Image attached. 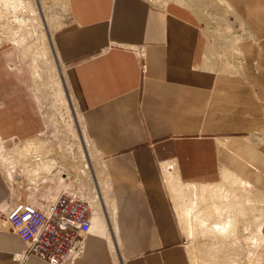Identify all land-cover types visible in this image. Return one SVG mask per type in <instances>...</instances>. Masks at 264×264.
<instances>
[{"label": "crops", "instance_id": "crops-1", "mask_svg": "<svg viewBox=\"0 0 264 264\" xmlns=\"http://www.w3.org/2000/svg\"><path fill=\"white\" fill-rule=\"evenodd\" d=\"M228 1L246 32L239 57L220 59L206 57L208 37L180 1L66 0L70 19L53 42L109 179L117 264H192L178 220L187 231L200 220L188 198L176 216L177 192L208 195L220 213L236 198L216 183L231 176L264 199V0ZM135 46L145 49L144 73ZM15 64L0 59L3 143L35 139L46 125L29 73ZM9 187L0 170V206ZM92 232L74 264H116L108 237ZM24 252L14 232L0 230V264H44Z\"/></svg>", "mask_w": 264, "mask_h": 264}, {"label": "rangeland", "instance_id": "rangeland-1", "mask_svg": "<svg viewBox=\"0 0 264 264\" xmlns=\"http://www.w3.org/2000/svg\"><path fill=\"white\" fill-rule=\"evenodd\" d=\"M170 1H180L196 14L208 37L207 47L210 45L206 57L213 56L220 59L239 57L237 45L244 36L246 28L239 13L228 0ZM39 2L0 0V59L12 55L16 60L15 65H20L29 73L30 91L34 96L37 110L42 118L44 115L46 122L43 132L33 137L35 138L33 140L28 139L30 142L17 139H10L7 143L0 142L2 144L0 145V159L2 158L0 170L11 188L5 201L9 202L10 198H41L44 194L43 189L51 190V185L57 183L58 176H62L68 188L78 190L84 196L90 191L95 196L98 193L104 200L103 197L108 195L109 185L101 169L102 158L96 151L91 150V142L82 131V120L77 116L81 113L79 109L78 112L74 110L69 100L71 91L68 87L65 88L60 77V74L65 72V66L59 62V59L55 61L56 59L53 58L47 38L49 33L55 38V34L70 19L69 7L65 6L63 0H39ZM217 42H220L223 47V51L218 54L215 51ZM142 69L144 73V60ZM0 105H2L1 102ZM16 148L25 151L23 157L18 158L15 155ZM88 149L91 151L89 152ZM88 161L89 170L85 166ZM47 162L53 164L48 165ZM44 163H47L45 168ZM38 168L45 172L42 175L46 174L44 179L46 182H40L44 177L42 175L29 176ZM64 173L69 177H66ZM92 174L95 178L91 177ZM94 180H96V189ZM29 182H34L33 186L36 190L28 185ZM216 185L225 191V195L222 194L223 198H236L226 207L222 204L221 207L216 208L222 210L220 213L210 208L211 202L207 201L208 195L200 198L194 190L186 196L178 194L179 192L173 197L171 195L176 216H178L177 205L188 202L187 198L195 202L193 209L200 220L197 222L200 224L194 225L190 231L191 235L187 233L188 227L185 223L178 220L186 236L185 241L192 264L193 255L197 256L199 264H264V241L261 235L264 221V199L231 176L224 177ZM229 185L233 186L232 189L228 188ZM193 186L183 185L184 188L191 189L198 187ZM33 191L35 193L30 198L29 193L32 194ZM105 198L108 200L107 197ZM222 201L226 203L225 199ZM4 203L1 206L5 205ZM106 204L105 208L108 212L112 205L110 202ZM1 206L0 230L12 231L5 221L6 208H1ZM102 220L105 224V220ZM207 225L209 229L212 228L210 231L222 232L193 234L194 231L200 230L199 227L202 229ZM116 256L114 258L117 264L119 261Z\"/></svg>", "mask_w": 264, "mask_h": 264}, {"label": "built area", "instance_id": "built-area-1", "mask_svg": "<svg viewBox=\"0 0 264 264\" xmlns=\"http://www.w3.org/2000/svg\"><path fill=\"white\" fill-rule=\"evenodd\" d=\"M144 1L160 5L167 2ZM133 48L142 65L143 46ZM4 204L5 221L24 244V257L36 258L44 264H74L83 256L86 238L92 233L94 213L82 192L62 188L53 199L10 198Z\"/></svg>", "mask_w": 264, "mask_h": 264}, {"label": "bare ground", "instance_id": "bare-ground-1", "mask_svg": "<svg viewBox=\"0 0 264 264\" xmlns=\"http://www.w3.org/2000/svg\"><path fill=\"white\" fill-rule=\"evenodd\" d=\"M34 1V0H33ZM35 1H38L39 2V0H35ZM64 2H65V6L67 7V2H66V0H63ZM41 2V1H40ZM39 2V3H40ZM224 3H226V2H224ZM47 29V28H46ZM47 31V30H46ZM47 38H48V43H49V45H50V48H51V50H52V53L51 54H53V58H55L56 60L55 61H58V55H57V50L55 49V46H54V42H53V35L51 34V33H49L48 34V36H47ZM50 49H49V46H48V51H49ZM52 57V56H51ZM52 58V59H53ZM54 60V59H53ZM54 61V62H55ZM61 76V79H62V81H63V83H64V85H65V88H69V85H68V82H67V78H66V75H65V72H62L61 74H60ZM69 100L71 101V103H72V105H73V107H74V110L76 111V112H78V108H77V105H76V101H75V99H74V97L72 96V94H71V92H70V94H69ZM77 116H78V118L79 117H81V120H82V116L81 115H79V114H77ZM81 130V129H80ZM82 131L84 132V126H83V121H82ZM84 135H85V132H84ZM85 137H86V135H85ZM87 139H88V137H86ZM33 140V139H32ZM30 142V141H29ZM29 145V144H28ZM90 146V145H89ZM23 148V147H22ZM10 150V149H9ZM91 150L92 151H96V149H94V147H93V145L91 144ZM91 150H89L88 149V151L90 152ZM14 151V150H13ZM15 155L18 157V158H21V157H23V154L25 153V151L23 150V149H21V148H16L15 149ZM2 159V158H1ZM0 159V160H1ZM48 163V165H51V164H53L52 162H47ZM47 163H44L43 164V167L45 168L46 167V164ZM0 164L2 165V162H0ZM86 166V168L89 170L90 169V165H89V161H88V163L85 165ZM85 166H84V168H85ZM101 169H102V172H104L105 173V168H104V164H103V162L101 163ZM43 172L44 171H41V169L40 168H38V170H34V171H32L30 174H29V176L30 177H35V176H37V175H42L43 174ZM45 173V172H44ZM93 173V172H92ZM47 175H48V173H47ZM105 175H106V173H105ZM42 176H44L41 180H40V182H46L44 179H45V176H46V174H44V175H42ZM92 178H95L94 176H93V174H92V176H91ZM108 177H107V175H106V181H107V184L109 185L110 183L108 182V180L109 179H107ZM56 181H57V183H54V185H51L52 186V188H51V190H49V191H45L44 189H43V197L45 198V199H53L54 197H55V195L57 194V192L60 190V189H62V188H68L67 187V185H66V182H65V180L62 178V176H58L57 177V179H56ZM96 180H94V185H95V189H96V182H95ZM39 182V181H38ZM32 183V184H31ZM33 184H34V182H29L28 183V185H30V186H33ZM34 188L33 189H35L36 187L35 186H33ZM36 190V189H35ZM35 192L33 191L32 192V194L31 193H29V197L30 198H32V196H33V194H34ZM97 193V192H96ZM100 194H98L97 193V196H95L94 195V193L93 192H91L90 191V193L89 192H87V194H85V196H86V198L91 202V204H92V206L94 207L93 209H95L94 211H93V213H94V215H93V225H92V231H100V232H102L103 234H105L107 237H108V239H109V242H110V245H111V249H112V251H113V254H114V257L116 256V248H115V241H114V239H115V236H116V234H115V218H116V215H115V207H114V202H113V199H112V195H111V188H110V185H109V189H108V195L107 196H105V197H107V199L108 200H106V198L105 197H103L104 198V200H102V198H101V195L99 196ZM10 201V200H9ZM242 201V200H241ZM106 202H110L111 203V205H112V208L110 209V210H108V212H107V210H106V208H105V204H106ZM243 203V202H242ZM107 205V204H106ZM239 206V205H238ZM6 208V206L4 205V209ZM181 209V208H180ZM102 219H104L105 220V224H104V221L102 220ZM218 227V226H217ZM249 227V226H248ZM212 229V228H211ZM245 230V229H244ZM257 230V229H256ZM208 233V234H212L213 232L215 233V232H222V231H194L193 232V234H203V233ZM187 233L189 234V235H191L190 234V231H187ZM205 233V234H206ZM217 234V233H216ZM255 236V235H254ZM253 238V237H252ZM262 240H263V238H262ZM255 241V240H254ZM264 241V240H263ZM253 242V241H252ZM257 242V241H256ZM252 244V243H251ZM252 246V245H251ZM204 249V248H203ZM117 257V256H116ZM193 257V264H199L198 262V258H197V256H192ZM116 259V258H115Z\"/></svg>", "mask_w": 264, "mask_h": 264}]
</instances>
